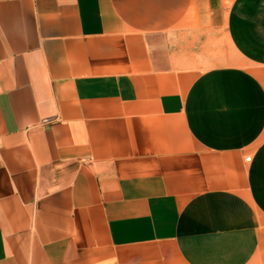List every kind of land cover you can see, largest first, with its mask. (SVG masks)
I'll return each instance as SVG.
<instances>
[{"label":"crops","instance_id":"obj_1","mask_svg":"<svg viewBox=\"0 0 264 264\" xmlns=\"http://www.w3.org/2000/svg\"><path fill=\"white\" fill-rule=\"evenodd\" d=\"M0 264H264V0H0Z\"/></svg>","mask_w":264,"mask_h":264},{"label":"built area","instance_id":"obj_2","mask_svg":"<svg viewBox=\"0 0 264 264\" xmlns=\"http://www.w3.org/2000/svg\"><path fill=\"white\" fill-rule=\"evenodd\" d=\"M251 159V157H247V160H250Z\"/></svg>","mask_w":264,"mask_h":264}]
</instances>
